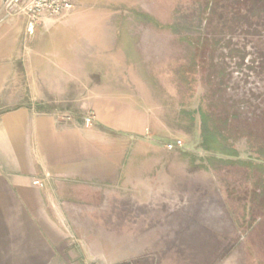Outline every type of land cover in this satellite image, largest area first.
<instances>
[{
	"label": "rangeland",
	"instance_id": "1",
	"mask_svg": "<svg viewBox=\"0 0 264 264\" xmlns=\"http://www.w3.org/2000/svg\"><path fill=\"white\" fill-rule=\"evenodd\" d=\"M71 1L75 10L94 13L103 42L132 63L104 69L140 88L137 104L157 140L151 150L137 147L150 160L134 163L153 172L151 200L134 206L121 190L98 225L82 226L97 240L86 246L71 234L73 248L89 251L79 264H264V162L256 153L264 147V0ZM25 73L27 92L1 97L0 115L34 104L46 110L57 101L78 105L76 97H28L31 70ZM200 111L235 157L202 148ZM78 112L64 116H93ZM176 140L181 147L167 150Z\"/></svg>",
	"mask_w": 264,
	"mask_h": 264
},
{
	"label": "crops",
	"instance_id": "2",
	"mask_svg": "<svg viewBox=\"0 0 264 264\" xmlns=\"http://www.w3.org/2000/svg\"><path fill=\"white\" fill-rule=\"evenodd\" d=\"M91 14L73 9L39 26L0 15V98L24 96L29 68L28 97L79 99L78 105L57 101L46 110L34 104L0 115V264H79L89 251L73 248L71 234L86 246L97 240L82 226L98 225L104 210L119 204L121 190L129 191L126 198L134 206L151 200L153 172L134 169L136 161L150 160L137 147L151 150L157 141L149 133L148 113L137 104L143 93L129 76L123 80L104 69L132 63L116 45L103 42ZM106 47L113 53L104 52ZM12 89L15 95L8 93ZM88 109L90 125L88 115L63 119ZM126 155L128 166L121 170Z\"/></svg>",
	"mask_w": 264,
	"mask_h": 264
},
{
	"label": "built area",
	"instance_id": "3",
	"mask_svg": "<svg viewBox=\"0 0 264 264\" xmlns=\"http://www.w3.org/2000/svg\"><path fill=\"white\" fill-rule=\"evenodd\" d=\"M74 9L71 0H0V15L21 16L31 25L39 26L46 20H55ZM68 119V118H63ZM93 116L85 119V124L90 125ZM167 150L181 147V141L176 140L172 144H167ZM34 185L42 186L43 183L35 180Z\"/></svg>",
	"mask_w": 264,
	"mask_h": 264
},
{
	"label": "trees",
	"instance_id": "4",
	"mask_svg": "<svg viewBox=\"0 0 264 264\" xmlns=\"http://www.w3.org/2000/svg\"><path fill=\"white\" fill-rule=\"evenodd\" d=\"M199 118L202 123V148L206 152H211L214 154H221L228 157H235V151L225 150L223 144L220 142L221 134L218 131L210 129L209 126V115L203 111L199 112ZM258 156L261 157L262 162H264V147L256 150ZM248 162V161H246ZM243 161V164L246 163ZM248 164V163H246Z\"/></svg>",
	"mask_w": 264,
	"mask_h": 264
}]
</instances>
